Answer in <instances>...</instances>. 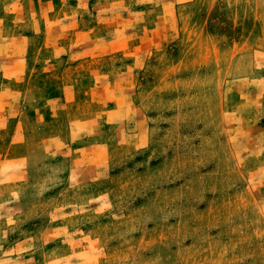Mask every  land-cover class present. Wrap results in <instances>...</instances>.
Returning a JSON list of instances; mask_svg holds the SVG:
<instances>
[{"label":"rangeland","instance_id":"374dc122","mask_svg":"<svg viewBox=\"0 0 264 264\" xmlns=\"http://www.w3.org/2000/svg\"><path fill=\"white\" fill-rule=\"evenodd\" d=\"M0 264H264V0H0Z\"/></svg>","mask_w":264,"mask_h":264}]
</instances>
